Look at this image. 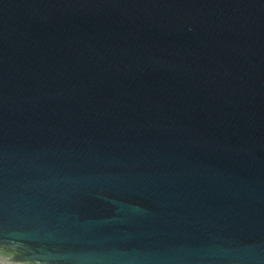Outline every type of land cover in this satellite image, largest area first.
Here are the masks:
<instances>
[{"label":"water","instance_id":"obj_1","mask_svg":"<svg viewBox=\"0 0 264 264\" xmlns=\"http://www.w3.org/2000/svg\"><path fill=\"white\" fill-rule=\"evenodd\" d=\"M0 264H264V0H0Z\"/></svg>","mask_w":264,"mask_h":264}]
</instances>
